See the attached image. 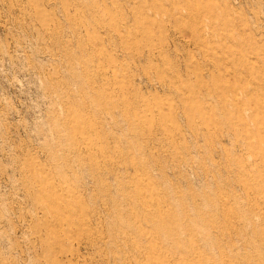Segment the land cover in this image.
Masks as SVG:
<instances>
[{"label": "rangeland", "instance_id": "374dc122", "mask_svg": "<svg viewBox=\"0 0 264 264\" xmlns=\"http://www.w3.org/2000/svg\"><path fill=\"white\" fill-rule=\"evenodd\" d=\"M0 264H264V0H0Z\"/></svg>", "mask_w": 264, "mask_h": 264}]
</instances>
